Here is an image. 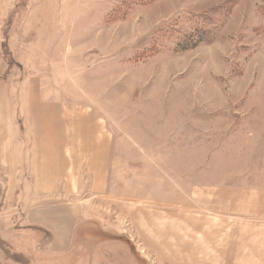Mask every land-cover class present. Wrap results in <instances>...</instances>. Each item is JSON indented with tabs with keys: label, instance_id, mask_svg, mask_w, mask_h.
<instances>
[{
	"label": "rangeland",
	"instance_id": "1",
	"mask_svg": "<svg viewBox=\"0 0 264 264\" xmlns=\"http://www.w3.org/2000/svg\"><path fill=\"white\" fill-rule=\"evenodd\" d=\"M214 25L213 42L180 49ZM48 103L67 121L83 115V135L107 147L104 170L85 148L70 192L33 182ZM77 211L67 247L49 230L20 231ZM2 219L12 230L0 264H254L244 257L256 242L264 255V0H0Z\"/></svg>",
	"mask_w": 264,
	"mask_h": 264
},
{
	"label": "crops",
	"instance_id": "2",
	"mask_svg": "<svg viewBox=\"0 0 264 264\" xmlns=\"http://www.w3.org/2000/svg\"><path fill=\"white\" fill-rule=\"evenodd\" d=\"M40 108L48 109L49 123H51V126H48V131L40 132L35 135L33 159L35 166L33 169V182L36 183L38 188H45L47 191L50 190L53 192V189H59L62 187L67 189V192H70L78 185L75 183V181L77 182L78 180V175L76 179L74 172L80 173L85 160L88 161L89 166L92 165L94 167L93 170L99 167H101V170L103 167L104 170V167L108 162L107 147L104 148L102 147V144H99L100 139H102L99 137L101 136L100 134H98L99 139L95 137V134L88 135L91 137H88L86 134L83 135V115L79 117L74 115L73 119L70 118L69 121H67L68 117H65L67 110L64 109V106L61 103L40 104ZM16 137L17 136L14 137L15 140ZM89 139L91 140V143H88ZM87 146L91 147L92 153L88 152V155L90 154L89 160L86 158L83 160L84 150H86L85 148ZM96 146H99L98 149L95 148ZM32 213V218L36 220L41 217L40 214L35 212ZM63 217L67 220V222L64 221L66 222L65 226L64 222H60L58 227H56L53 222L46 225L34 220L28 224H23L24 227L20 229V231H22L21 233L24 234L30 233L33 230L38 231V229L47 232L50 231L53 241L52 245L56 243L57 245L67 247L68 240L71 238L75 230L74 221L82 218L83 215L81 211H77L63 215ZM21 220H24V214L21 216ZM70 220L72 221L69 222ZM4 226L7 228L8 224L2 219L0 220V237L9 245L7 240L3 238V233L11 231L12 228L7 230L4 228ZM16 235L21 234L16 233ZM261 240L264 241L263 238ZM245 243L246 244H240L237 247L238 250H240V255H242L241 250H248L249 241L245 240ZM258 246L259 244L256 242V248L254 250L255 252L244 257L245 262L249 261L248 258H250V261L256 258L254 264L264 263V255L262 254L263 249L259 251ZM252 249L253 248L251 246L250 250ZM241 262L243 263V261Z\"/></svg>",
	"mask_w": 264,
	"mask_h": 264
},
{
	"label": "trees",
	"instance_id": "3",
	"mask_svg": "<svg viewBox=\"0 0 264 264\" xmlns=\"http://www.w3.org/2000/svg\"><path fill=\"white\" fill-rule=\"evenodd\" d=\"M205 20H209L210 22L213 23L212 17L210 18L206 17ZM217 28H218L217 25H214L213 27L210 26V27L197 28L196 31H193V33H191L187 37L185 36L182 40H180L179 42L180 49L188 50L201 43L213 42L216 39L217 34H218ZM10 258L18 262H21L22 259H27L26 257H24L23 254L17 253V252L11 253Z\"/></svg>",
	"mask_w": 264,
	"mask_h": 264
}]
</instances>
